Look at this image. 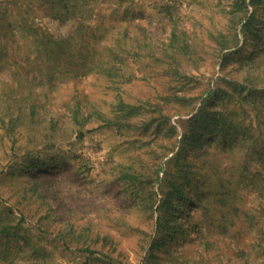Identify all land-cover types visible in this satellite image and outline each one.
<instances>
[{"label": "rangeland", "instance_id": "374dc122", "mask_svg": "<svg viewBox=\"0 0 264 264\" xmlns=\"http://www.w3.org/2000/svg\"><path fill=\"white\" fill-rule=\"evenodd\" d=\"M59 1L0 0V264H264V0Z\"/></svg>", "mask_w": 264, "mask_h": 264}, {"label": "trees", "instance_id": "16d2710c", "mask_svg": "<svg viewBox=\"0 0 264 264\" xmlns=\"http://www.w3.org/2000/svg\"><path fill=\"white\" fill-rule=\"evenodd\" d=\"M25 0H21V3L18 4L17 0H10V4H12V13L15 12V21L17 23V25H15L17 27V29H29L31 30L34 34H36L38 28L35 26V20L34 17L32 15V11H31V7L33 5L32 2H24ZM90 0H60L58 2V4L56 5L55 8H53L51 10V14L58 19H63L64 15H68V16H78L79 13L84 9V12H88L91 10L90 4H89ZM84 14L82 13L80 15V17H83ZM14 35L15 33L12 32ZM97 36V33L93 35V37ZM53 44L50 41L47 42H43L40 41L39 45L40 46H45V52L46 55L48 54H52L55 51H58V58L60 57H66L68 52L71 50V46L69 41H66L62 46H59L60 43H58L55 48L53 47ZM82 69H86V64L82 66ZM29 100H27L26 102H28ZM32 109V107H31ZM36 167H40V164H36ZM2 216H1V211H0V222L2 221ZM4 226H1L0 224V233H4L8 230V226H6V224H3ZM160 246V242H156L152 245V249L158 248ZM89 251L91 253H93V251L91 249H89Z\"/></svg>", "mask_w": 264, "mask_h": 264}]
</instances>
